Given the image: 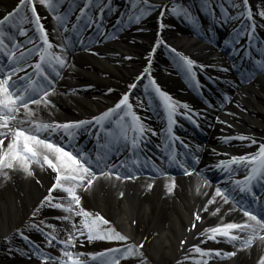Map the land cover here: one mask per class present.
Here are the masks:
<instances>
[{
	"label": "snow or ice",
	"instance_id": "obj_1",
	"mask_svg": "<svg viewBox=\"0 0 264 264\" xmlns=\"http://www.w3.org/2000/svg\"><path fill=\"white\" fill-rule=\"evenodd\" d=\"M140 3L143 7L137 5V11L129 17L130 21L138 22L147 12L155 8L149 0H140ZM38 4L55 14L54 19L57 23L55 31L59 43L54 44L49 39V31L37 11ZM106 6H108V0H105L99 8H95L94 0H84L79 8L76 25H82L84 31L95 28L99 37L107 39V35L101 31L98 23ZM209 6L212 7L213 12L217 7H223L222 5ZM243 6L244 11H240V6L233 3L232 7L236 8L237 12L228 17L232 21L240 20L242 17L249 21L246 30H236L233 39L225 41L232 48L234 59L240 57L244 51L248 52V59H251L252 52L256 51L251 48V45L255 39L257 24L252 8L249 6V0H243ZM164 7L167 10V6ZM59 8V0H19L13 11L0 18V178L10 179V172H21L25 176H32L33 165L47 168L54 173V182L33 210L29 218L31 222L26 225V228L17 229L15 235L26 241L29 246L24 254L30 258L37 257L39 264H89V260L96 264H121L122 260L129 257H137L139 264H147V258L141 251L143 244L129 243L131 238L118 231L103 215L84 209L81 204L82 195L89 191L94 181L99 178L133 180L145 167L154 164V161L145 153V145L151 136L159 135V133L144 123L131 99L139 82L148 79V84L144 85L145 92L154 101H158L166 111L167 163L170 167H180L185 175H191L196 171L191 165L198 163L199 158L176 135L178 118L183 117L197 124L194 116L199 117L201 114L193 113L187 103L175 100L168 92L161 89L152 76V61L149 58L143 73L137 77L136 82L128 85L130 91L124 94L114 107L102 114L92 119L64 123L40 119L38 117L40 110L48 112L49 116L52 111H55L53 100L58 95L57 79L61 76L62 70L70 66L67 53L71 49L67 42L71 40V37L63 36L62 33L76 31L79 36V28L70 29L67 14H61ZM224 11L228 13L227 8ZM171 12L188 17L192 21L195 19L186 8L172 7ZM259 16L264 17V11H260ZM24 23L32 25L31 29L23 28ZM29 30L32 31V36L28 35ZM245 36L248 37L247 49L240 46L241 39ZM18 37H24L25 40H19ZM79 43L83 46L82 36ZM162 45L166 46L165 42L158 41L152 54L154 55L155 50ZM169 51L173 62L183 71L188 82L200 90L197 68L202 69L203 66H198L197 62L178 53L175 48H169ZM33 57H38L35 63L32 62ZM255 64L259 71H264V60L257 59ZM29 69H31L30 72ZM228 70V68L222 69V71ZM108 91L111 92L112 89L109 88ZM137 104L143 107L145 100L137 98ZM92 125H97L98 131L103 132L98 139H102L104 143L99 146L96 153H87L79 149L75 141L81 131H90ZM114 128H116L115 132ZM229 139L231 138L225 137V140ZM238 139L257 145L258 150L219 161L216 168L227 174L231 186L215 187L214 194L207 201V205L217 204V197H219L224 205H229L228 212L239 209L246 219L240 223L221 222L217 226L208 227L197 239L203 237L202 243L207 244L209 241L218 242V238H222L237 250H244L251 249L257 241L264 242V199H262L264 192L257 194L256 191L257 185H264V143L245 135H240ZM177 143L183 145L186 151V154L179 159L178 150L175 147ZM127 148L131 149L130 163L127 158L119 162L113 159L122 149ZM234 165L236 167H233ZM240 169H246L243 179H232ZM158 171L161 175H168L163 169ZM209 183L208 179L203 180L204 185ZM152 187L151 183L147 185L148 189ZM174 187L173 179L166 187V191L171 193ZM237 194L240 195V199H237ZM123 195L124 193L121 192L120 196ZM207 205L203 208L204 212L209 211ZM49 210H58L61 213L55 219L64 227L57 229L56 224L37 219L38 214ZM220 212L221 208L215 207L211 215L217 216ZM201 220L200 213H196L189 231L197 227L196 221ZM46 228L49 230L45 231ZM25 230L39 233L46 240L49 248L62 245L59 248L60 255L43 251L37 243L25 235ZM54 231L65 232L67 238L58 239L56 235H53ZM77 240L81 243L85 240L124 243L120 247L108 248L86 256L85 253L68 250L75 247ZM187 243V240L181 241L182 246ZM192 252L200 256L197 264H208V261L215 258L236 255V251L203 249L199 245L194 246ZM177 264L181 262L178 261ZM258 264H264V255H260Z\"/></svg>",
	"mask_w": 264,
	"mask_h": 264
},
{
	"label": "bare ground",
	"instance_id": "obj_2",
	"mask_svg": "<svg viewBox=\"0 0 264 264\" xmlns=\"http://www.w3.org/2000/svg\"><path fill=\"white\" fill-rule=\"evenodd\" d=\"M16 1L0 0V9L11 7ZM95 1L99 5L105 2ZM125 1L108 0L106 7L110 13L106 19H121L128 8ZM159 1L149 0L151 4ZM258 5L259 7L251 8L254 16L260 17L259 12L264 11V1ZM179 16L173 19L160 11L145 15L138 22L128 24L125 32L115 40L95 48L93 53L76 54L73 63L64 72V78L57 82L58 95L53 103L61 102L81 108L115 103L116 97L121 95L117 91L120 88L118 78L135 77L145 67L140 59L149 62L151 58L152 65L155 64L164 46L157 48L153 55V48L158 41H164L165 45L179 44L182 48L185 46L187 41L177 40L182 29L181 23L178 24ZM260 20L264 21V17H260ZM202 54L203 57L211 56V52L207 50H203ZM167 74L165 65L157 69L160 80ZM83 84L101 91L97 93H106V98H103L106 102L95 92L82 95L76 91H65V88ZM109 88L112 89L111 92L108 91ZM38 116L47 115L41 110ZM223 126L229 131L257 138L264 137V74L256 77L251 83L242 85L231 102L225 106ZM9 175L8 180L0 178V264H23L21 260L12 258L15 256L12 251L17 247L6 249V246L9 241L18 246L20 237L14 236L18 228L12 233L11 231L20 221H24L21 217L25 210L23 206L33 212L42 197L47 194L51 173L49 176V173L39 166L33 165L32 176H25L21 172H10ZM171 181L166 178L156 182L146 179L136 181L99 178L94 181L91 189L84 193V198L104 214H109L135 243H142L149 249L153 258L148 259V262L152 264H177L178 261L181 264H197L193 261L197 253L192 252L196 245L203 249L233 251L232 247L220 239L218 242L209 241L204 244L203 237H197L208 227L217 226L221 222L236 221L238 215L233 211L228 212L229 205H224L219 197L217 204L207 205V201L214 194V188L210 184L204 185L200 179L193 176L177 178L174 180L173 191L168 193L166 187ZM151 182L152 190L146 192L147 185ZM121 192L124 193L123 196H120ZM206 205L208 212L203 211ZM215 207H220L221 212L212 216L211 212ZM44 213L46 211L42 214ZM196 213H200L202 220L196 221L197 227L189 231ZM148 234H152L151 243L146 239ZM182 240H187L188 243L182 246ZM260 255H264V242L257 241L251 249L238 250L235 256L223 257L220 261L208 264H258Z\"/></svg>",
	"mask_w": 264,
	"mask_h": 264
},
{
	"label": "rangeland",
	"instance_id": "obj_3",
	"mask_svg": "<svg viewBox=\"0 0 264 264\" xmlns=\"http://www.w3.org/2000/svg\"><path fill=\"white\" fill-rule=\"evenodd\" d=\"M237 1H239V0H237ZM253 1H255V2H257V0H253ZM210 2L212 3V4H218L217 2H220V3H222V4H225V8H228L229 6H231L232 7V5H233V3H234V1L233 0H210ZM209 2V3H210ZM240 2V4H243V0H241V1H239ZM179 5L180 4H171L168 8H167V10L165 9V7H162V6H159L157 9L158 10H162V12H164V11H167V13H169L170 12V10H171V8L172 7H179ZM237 5V4H236ZM176 16V14L172 17L173 19H174V17ZM81 204H82V206H83V208L84 209H86V210H88V211H91V212H93V213H99L100 215H103L106 219H108L110 222H111V224H112V226H114L118 231H120V232H122L123 234H126L119 226H118V224L116 223V221L112 218V217H110L109 216V214H104L103 212H101L100 211V209L99 208H97V207H95L94 205H92L91 203H88V202H86V200L85 199H83L82 198V200H81ZM25 209V210H24ZM24 210V211H23ZM23 215H21V217H23V216H26L27 218H30V216H31V214H30V211L28 210V208H25L24 206H23ZM25 217V218H26ZM37 219L38 220H43V219H41V215H38V217H37ZM78 219V218H77ZM139 230V229H138ZM127 235V234H126ZM147 238L146 239H149V241H150V243H151V239H152V234H148L147 236H146ZM67 238V234L65 233V232H61L60 234H59V238L58 239H66ZM146 241V240H145ZM96 243V245L98 246V248L96 249V250H98L99 249V246H100V249L102 248V247H104V248H106V249H108V248H113V247H120V246H122V244L124 243V242H118V241H92L91 243ZM129 243H135L134 242V240H130L129 241ZM88 244V242L85 240L83 243H81L80 242V240H77V242H76V244H75V247L73 248V249H68V250H71V251H77V252H82V253H84V252H86L85 251V247H84V245H87ZM60 247H62V245H57V246H55V247H52L51 248V250L53 251V252H55L57 255H60V252H59V248ZM103 249V248H102ZM141 251L143 252V254H144V256L147 258V264H152V262H148V259H151V258H153L152 256H151V254H150V251H149V249H147L146 247H144L143 246V248L141 249ZM90 261V260H89ZM155 262H157V261H155ZM121 264H139V258H137V257H129V258H126V259H124V260H122L121 261ZM163 264H166V263H163Z\"/></svg>",
	"mask_w": 264,
	"mask_h": 264
}]
</instances>
